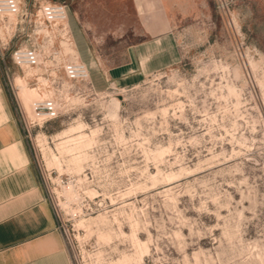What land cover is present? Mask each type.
<instances>
[{
  "label": "rangeland",
  "instance_id": "rangeland-1",
  "mask_svg": "<svg viewBox=\"0 0 264 264\" xmlns=\"http://www.w3.org/2000/svg\"><path fill=\"white\" fill-rule=\"evenodd\" d=\"M58 1L91 66L126 58L140 5L162 10L180 47L171 65L102 92L55 70L52 84L43 66L18 69L9 54L27 32L3 49L18 106L19 82L61 103L59 118L24 128L74 264H264V0ZM13 19L0 22V41ZM54 42L65 59L78 57L72 37ZM81 132L83 169L65 154L50 170L37 136L58 152V140Z\"/></svg>",
  "mask_w": 264,
  "mask_h": 264
},
{
  "label": "crops",
  "instance_id": "crops-1",
  "mask_svg": "<svg viewBox=\"0 0 264 264\" xmlns=\"http://www.w3.org/2000/svg\"><path fill=\"white\" fill-rule=\"evenodd\" d=\"M140 8V38L127 46L126 58L116 66L100 69L89 65L92 55L89 62L83 60L72 32L77 59L86 62L105 81L97 88L90 71L88 83L97 91H105L110 83L126 86L141 75L171 65L179 57L178 39L166 15L162 10ZM99 63H103L101 59ZM20 111L0 61V264H74L35 163Z\"/></svg>",
  "mask_w": 264,
  "mask_h": 264
},
{
  "label": "built area",
  "instance_id": "built-area-1",
  "mask_svg": "<svg viewBox=\"0 0 264 264\" xmlns=\"http://www.w3.org/2000/svg\"><path fill=\"white\" fill-rule=\"evenodd\" d=\"M11 17L15 19V23L11 30L7 31L11 35L9 40L1 38L0 59H5L3 49H6L10 45V41L18 34L27 32V36L23 40L12 46L9 54L13 64L18 69L23 70L28 67L43 66L47 69L46 75L52 78V84L58 77L52 75V70L57 71V73L62 72L66 79L73 82L89 81L90 67L86 62L65 59L63 55L58 60L55 50L51 53H47L44 50V45L49 44L52 39L56 41L61 37H67L69 39L72 37L69 6L67 3L58 0H29L28 2H24L23 0H0V22L5 23ZM45 30L50 34L45 35ZM51 45L54 48L56 42L51 43ZM47 61H49V65H46ZM30 81L37 84L35 78L30 79ZM14 87L20 110L24 117V127L27 129L37 126L42 127V124L44 125L59 118L61 103L56 96L34 100L32 108L36 117L32 118L29 116L19 96L16 83ZM63 234L67 239L66 230L63 231Z\"/></svg>",
  "mask_w": 264,
  "mask_h": 264
},
{
  "label": "bare ground",
  "instance_id": "bare-ground-1",
  "mask_svg": "<svg viewBox=\"0 0 264 264\" xmlns=\"http://www.w3.org/2000/svg\"><path fill=\"white\" fill-rule=\"evenodd\" d=\"M11 18H13V17H11ZM14 20L15 19H13V21ZM44 33H45V35L50 34L46 30L44 31ZM53 41H54V39H52L49 44H45V45H49V47L51 48L50 53L53 50H55V47L53 48L51 45V43H53ZM56 53L58 56V60H60L61 55L57 51H56ZM71 60H79V59L76 58V59H71ZM83 82H88V81L84 80ZM17 87H18L19 96H20L22 102L24 103V105L28 111L29 116L34 118L33 113L31 111V108H30V104H31V102H33L37 98L43 99L44 96L39 94L37 91L31 92V91L27 90L25 88V86L22 84V82H19ZM80 128L82 129L83 126L80 125ZM87 137H88L87 133L81 132L78 137L68 135V136H65L64 138H61L60 140H58L56 142V150L58 152L51 151L49 149V147L46 145L45 140L40 135L37 136L36 141H37L38 146L41 149V152L43 155L42 157L44 158L45 164L50 170L53 167H59L60 169H62L63 167H62L61 158L65 159V154H66V155L70 156L69 162L71 164H73L74 168H76L78 171H80L81 169H83V164L88 157V151L86 149H81L80 144H82L87 139ZM91 140L92 139L87 141L85 146H89ZM71 164H69V165H71ZM69 168L73 169V167H71V166ZM69 187H70L69 189L67 187L65 188L64 195L66 196V198L68 200H71L73 197L72 192H71L72 186H69Z\"/></svg>",
  "mask_w": 264,
  "mask_h": 264
}]
</instances>
